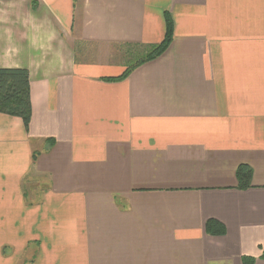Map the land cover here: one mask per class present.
Listing matches in <instances>:
<instances>
[{
	"label": "crops",
	"instance_id": "0c3cea01",
	"mask_svg": "<svg viewBox=\"0 0 264 264\" xmlns=\"http://www.w3.org/2000/svg\"><path fill=\"white\" fill-rule=\"evenodd\" d=\"M0 67L32 101L0 113V264H264V0H0Z\"/></svg>",
	"mask_w": 264,
	"mask_h": 264
},
{
	"label": "trees",
	"instance_id": "16d2710c",
	"mask_svg": "<svg viewBox=\"0 0 264 264\" xmlns=\"http://www.w3.org/2000/svg\"><path fill=\"white\" fill-rule=\"evenodd\" d=\"M166 26V34L161 42L148 46L143 51H137V56L127 63V67L121 75L106 78V80H124L140 65L162 55L174 36V23L169 14H166ZM0 113L21 118L26 131H29L32 119V101L30 73L27 68L0 67ZM36 156L37 154L34 153V161ZM237 179L239 189L251 187L252 168L247 164H241L237 169ZM206 230L212 235H220L225 233L226 228L220 221L210 219L206 223ZM243 261L246 264H252L255 258L245 256Z\"/></svg>",
	"mask_w": 264,
	"mask_h": 264
},
{
	"label": "rangeland",
	"instance_id": "374dc122",
	"mask_svg": "<svg viewBox=\"0 0 264 264\" xmlns=\"http://www.w3.org/2000/svg\"><path fill=\"white\" fill-rule=\"evenodd\" d=\"M95 46L94 44H91L89 42H84L82 40H78L77 45H76V59L77 60H88V59H94L96 58V55L94 52L91 50ZM137 50L135 48H130V46H121L118 47L117 45L113 48V51H111V55L109 57L110 62H121V63H129L131 62L137 55ZM33 179V178H32ZM30 179V181H34L35 183L39 181L43 187L45 184L46 178L42 177V175L37 176V178H34L33 180ZM33 184H28L26 187L27 193L30 194V198H33L35 195L32 196L33 192L35 190L32 189ZM41 191L42 189L39 188Z\"/></svg>",
	"mask_w": 264,
	"mask_h": 264
}]
</instances>
